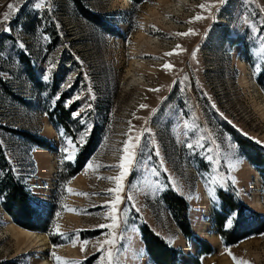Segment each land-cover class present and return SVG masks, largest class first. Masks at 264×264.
I'll return each mask as SVG.
<instances>
[{"label":"rangeland","instance_id":"obj_1","mask_svg":"<svg viewBox=\"0 0 264 264\" xmlns=\"http://www.w3.org/2000/svg\"><path fill=\"white\" fill-rule=\"evenodd\" d=\"M35 2L0 0V21L6 11L10 17L0 23V150L39 204L38 226L49 232L32 233L46 237V261L58 264L55 252L62 261L97 264L104 257L107 264L105 253L111 250L112 264H154L140 232L147 224L179 252L177 264L196 259L200 264H264V233L224 246L213 213L222 189L246 206L243 224L255 225L250 212L264 217L263 180L237 143L254 142L264 152V111H259L264 109V0H45L40 9ZM9 3L16 11L6 7ZM200 4L214 7L201 9ZM8 26L12 31H3ZM190 29L194 34L177 35ZM139 33L148 40L139 44ZM174 49L178 54L165 55ZM22 56L30 60L44 93L26 77ZM243 74L247 88L241 84ZM134 76L140 79L137 85ZM57 97L79 113L71 121L72 138L87 129L73 160L64 158L62 128L45 111ZM91 129L96 133L91 155L62 182L77 157L85 156ZM136 135L143 154L137 152L121 181L113 228L117 193L108 190L116 185L104 178L119 175V168L108 166L121 162L123 141ZM165 195L183 199L191 233L212 246L211 254L199 256L197 241L179 229ZM235 217L229 215L226 229ZM9 225L19 227L0 204V264L41 263V248L14 254ZM113 237L114 245L103 244L98 251Z\"/></svg>","mask_w":264,"mask_h":264},{"label":"trees","instance_id":"obj_2","mask_svg":"<svg viewBox=\"0 0 264 264\" xmlns=\"http://www.w3.org/2000/svg\"><path fill=\"white\" fill-rule=\"evenodd\" d=\"M84 17L90 19L91 16L87 11H82ZM24 67L25 75L30 81V83L41 93L43 89L38 83L34 69L31 67L30 60H23L21 57ZM51 99L53 95L49 96ZM45 101L48 102L45 97ZM63 99L59 97L58 100H54L53 108L52 104L47 107L45 104V111L48 114V118L58 124L64 133L74 137L75 131L73 127L74 121L73 112H75L74 104L65 108L62 105ZM52 108L51 112L49 110ZM96 133L94 130H90L89 136L87 137V142L83 149H86L85 156L79 155L76 160V164L72 170L68 172L66 178H61L62 182H67V180L75 176L84 166L88 157L91 155L92 151V141L94 140ZM89 145L87 146V144ZM237 143L244 151V155L247 160L257 169L260 173L264 184V152L262 148L258 147L254 142H244L238 139ZM248 143V144H247ZM81 149V150H83ZM217 206L214 204V222L216 226V233L218 234L222 244L224 246L236 245L240 241L248 238L250 236H256L264 233V217L257 214L256 212H250L253 217L252 224H243V216L247 210L246 206L242 203H235L231 194L227 193L222 189H218L215 196ZM0 199L1 206L3 210L11 217L12 221L27 231L31 232H42L48 233L46 228H42L39 224L40 214L37 213L39 210V204L34 202L28 192L25 189L23 181L16 176L13 170L12 164L8 161L7 156L0 150ZM167 208L172 217L176 222L179 229L182 231L187 239H195L199 245V256L208 255L212 253V246L203 240L194 238L191 233L189 225L186 220L187 205L184 203L180 196H173V198L165 195L163 197ZM235 214L236 217L233 221V225L230 229H226L225 225L228 221L229 215ZM142 234L143 242L146 245L147 253L151 257L154 264H177L178 253L176 250L172 249L162 238L153 233V231L143 224L140 230ZM195 264H200L199 260H195Z\"/></svg>","mask_w":264,"mask_h":264},{"label":"snow or ice","instance_id":"obj_3","mask_svg":"<svg viewBox=\"0 0 264 264\" xmlns=\"http://www.w3.org/2000/svg\"><path fill=\"white\" fill-rule=\"evenodd\" d=\"M44 2H45V0H36V2L34 3V7L36 9L43 8L44 7ZM220 2H223V0H220ZM6 7L9 10L16 11V9L14 8V5L12 3L7 4ZM199 7L201 9H211L212 7H214V5L200 4ZM203 18H204L203 16L195 17V19H197V20L203 19ZM9 19H10L9 12L6 11V12L3 13L2 21H0V23L7 22V21H9ZM3 31L10 32V31H12V29H11L10 26H8V27H4ZM190 34H194L191 29L187 33H177V35H181V36H187V35H190ZM19 46L22 49L25 47V45L23 43H21ZM176 48L180 49L182 51L180 45H177ZM174 53H176V49H174L173 52L166 53L165 55L171 56ZM176 54H178V53H176ZM193 58H195V52H193ZM163 67L165 69H170L172 66L170 64H165V65H163ZM44 79L47 80L48 77L44 76ZM152 91H159V89H152ZM57 99H59V97H57ZM141 107L143 108V107H147V106L146 105H141ZM73 115L74 116H78L79 113H73ZM86 131H87V129H86ZM86 131L85 132H81L79 134V138L78 139H74V138H72L70 136H67L64 133V131L61 130L60 135L65 138V141H66V144H67L66 147H61V149H60V151L62 153H66L67 154L64 157L65 159H68V160L75 159V154H76V152L78 150L79 144L82 143L85 140ZM131 131H132V128L130 126L129 132H131ZM123 144H124V148L122 149V151L125 153V155L120 157L121 162L119 164H117V165L108 166V167L119 168L120 169L119 175L117 177H106V178H104V179H109L110 181L114 180L115 181V185H116L114 190H108L109 192L115 191V193H117L114 196L113 200H112V215L110 217L112 222H113L112 223V227L113 228L118 226V223H117V221H118V215H117L118 209H117V206L121 203V200H122V197L119 195V193L124 191L121 181H123L126 178V175L128 173H130V171L132 170V167H133L135 161L138 159V156H137V152L138 151L140 153V156L142 157L143 147H144L143 145L140 144V136L139 135L130 136L129 139H126V140L123 141ZM187 147L191 149V148L194 147V145L189 143V144H187ZM149 159H151V155L149 156ZM61 162H63V160ZM88 167L90 168V167H92V165L89 164ZM68 191L71 192L72 190L69 189ZM77 194H79V195H87L85 193H77ZM127 199L131 200L132 197L129 196V197H127ZM228 223H231V218L229 219ZM100 227H105V225H100ZM56 228L58 229L59 225H56ZM84 243L86 244L87 241H85ZM114 243H115L114 237H113L112 240H105L101 244V247H100V249H98V251H102L103 250V244L114 245ZM73 244L75 245V241H73ZM83 250H84V248L82 247L81 251H83ZM52 255H53V258L58 262V264H78V262L62 261L59 256L55 255V252H53ZM105 255L107 257V264H112L113 259H114V252L109 250V251H107L105 253ZM233 260H236V257H233ZM97 264H104V257H101L98 260ZM240 264H247V262L241 261Z\"/></svg>","mask_w":264,"mask_h":264},{"label":"bare ground","instance_id":"obj_4","mask_svg":"<svg viewBox=\"0 0 264 264\" xmlns=\"http://www.w3.org/2000/svg\"><path fill=\"white\" fill-rule=\"evenodd\" d=\"M150 17H151V15H150ZM138 39L140 40L139 44L142 43L143 41H147L148 40V38L146 36L143 37L142 33L138 34ZM130 66H132V64ZM148 67H150V66H148ZM240 67L244 68V65L242 64V65H240ZM149 70L151 72H155L156 71L155 68H150ZM132 83L137 85L138 83H140V79L134 76L133 80H132ZM241 84L244 85L246 88L248 87V84H249V82L247 81V78L245 77L244 74L242 75V78H241ZM259 107L261 109L263 108V106H260V105H259ZM259 111L263 112L264 109L263 110H259ZM6 234L11 239V241H13V245H14V251L13 252H14V254L16 256L30 254L31 250H33L34 248H41L42 250L39 251V253H40L39 258H41L42 260H41V263H39V264H49L46 261V258L43 255L44 252H45L44 249H43V246H44V243L47 242V239H46L45 236L34 234L32 232L26 231V230L21 229L19 227H14L13 225H9L8 229L6 230ZM64 250L65 249H62V251H64ZM22 251H24V252H22Z\"/></svg>","mask_w":264,"mask_h":264}]
</instances>
